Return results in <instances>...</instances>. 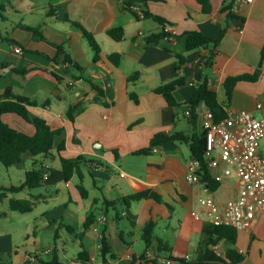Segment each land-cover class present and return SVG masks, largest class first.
<instances>
[{"label":"crops","instance_id":"crops-1","mask_svg":"<svg viewBox=\"0 0 264 264\" xmlns=\"http://www.w3.org/2000/svg\"><path fill=\"white\" fill-rule=\"evenodd\" d=\"M125 2L0 0V94L11 87L17 94L36 100L39 104L31 111L45 118L52 128H64L56 146L65 141L62 152L54 148L50 155L37 157L49 173L39 189L5 191V196L0 193V200L8 203L0 207V264H43L55 253L59 257L66 253V240L74 237L79 238L80 249L69 263L77 260L84 247L93 262L100 264L104 233L117 256L113 264H146L141 261L144 253L158 258L161 264H167V259L171 260L168 264H182L179 259H197L203 250L210 222L202 214L200 199L212 195L224 203L238 196L236 178L223 175V159L211 170L221 180L213 191L202 182L187 180V164L192 158L187 143H151L158 133L198 137L203 132L201 121L210 107L195 97V88L205 78L228 113L248 110L255 116L264 114V109L258 108L259 103L264 105V61L260 79L238 82L227 105L224 88L227 77L253 73L259 67L264 48V0H210L209 12L198 0L141 2L142 9L161 16L176 30L175 39L167 36L155 43H147L146 38L164 26L151 17L138 18ZM226 4H231L235 17H228V10L222 11ZM67 17L95 35L101 46L100 58L95 59L89 42ZM25 26L37 28L45 39ZM119 26L125 30L122 40L108 34L109 29ZM223 28L226 32L212 65L204 64L209 49L187 50L188 31L199 30L215 38ZM114 52L122 55L119 65L108 59ZM66 53L82 70L64 64ZM179 55L186 56L183 62ZM53 72L61 74L63 80L58 81ZM137 72L140 74L134 76ZM178 78L185 82L174 91L176 104H169L155 89ZM79 102H83V109L73 121L67 111ZM3 118L13 127L34 132L33 126L17 114ZM149 147L148 152L138 153ZM61 156L84 157L68 180ZM34 162L30 152L24 153L20 164L5 168L14 167L17 183L3 181L0 186L23 183ZM80 184L88 190L86 197ZM145 190L159 194L161 199L126 203V196ZM11 198L31 199L33 209L12 210ZM102 215L107 216V222L97 223L100 228L95 232L93 224ZM39 216L42 223L37 225ZM91 216L93 222L86 228L85 221ZM151 221L155 233L147 246L143 231ZM213 239L221 248L219 256L225 258L230 248L243 256L240 262L228 260V264H264V212L251 229L238 230L236 243L217 235ZM214 244L209 246L211 250ZM30 255L37 257L31 260Z\"/></svg>","mask_w":264,"mask_h":264},{"label":"trees","instance_id":"trees-1","mask_svg":"<svg viewBox=\"0 0 264 264\" xmlns=\"http://www.w3.org/2000/svg\"><path fill=\"white\" fill-rule=\"evenodd\" d=\"M152 0H126V8L129 9L133 14L138 18L142 17H151L156 21L160 22L164 28L158 33H153L146 38L147 43H155L163 37L170 35V32L166 30V26L169 24L164 18L159 15H155L148 10L142 9L140 5L141 2H149ZM201 3L203 10L209 12L211 10L210 0H198ZM140 6L141 12L136 10L134 7ZM228 10V17H235V14L232 11L231 4H226L222 11ZM79 31L82 32L85 39L89 42L91 48L94 51L95 59L100 58L101 46L95 35L83 26L79 21L72 20L67 17ZM26 29L32 31L34 35L38 38L45 39L43 34L35 27L25 26ZM226 32V28L221 30V33L218 37H210L204 34L199 30H190L186 33V47L189 52H195L200 49H209L210 54L206 56L205 65L210 66L214 62V57L216 55V47L220 43L223 35ZM108 34L116 40H122L125 37V30L122 26L114 27L108 30ZM0 30V36H1ZM59 50H62V46H57ZM122 55L119 52H114L108 55V59L115 65H119ZM180 62L186 58L184 55L178 56ZM264 61V48L261 53V60L259 67L253 73H244L239 75H232L226 78L224 81V88L226 94V105L232 99L233 91L238 82L247 80V81H257L261 77V68ZM64 64L74 66L77 70H82V67L78 62L71 59L69 54H65ZM25 72L26 70H20ZM137 72L134 76L139 75ZM53 75L57 78L58 81L63 80V76L57 72H53ZM185 80L183 78H178L172 82H169L165 85H162L155 89L156 92L161 93L165 96L169 104H176V98L174 96L175 89L183 84ZM102 92V91H100ZM134 100L137 102L138 98L132 95ZM195 97L202 98L206 101L207 105L210 107V110L214 114L215 120H219L228 115V112L225 110L224 106L219 102L218 93L209 86V81L205 78L201 83H199L195 88ZM97 99V98H95ZM39 103L31 99L30 97L17 94L14 92L13 88L8 87L3 93L0 94V161L6 167H11L17 164H20L23 161V154L30 152L34 158V167L26 172V179L20 185H12L9 187H1V196H5V191L7 192H19L25 188L33 189L42 186L45 178V168L41 162L36 161L37 157L48 156L52 153L54 148L60 153L65 149V141H62L59 145L56 146L55 142L57 136L61 135L64 131V128H52L47 120L37 114H34L31 111V107L38 105ZM83 109V102H79L71 105L68 108L67 116L71 120H75V116L78 112ZM14 113L19 115L23 120L28 124L33 126L34 132L28 133L23 130H20L16 127L11 126L7 123L3 116L5 114ZM168 140H180L187 143L190 146L192 157L200 159L202 165L199 169L200 182H202L206 188L210 190H216L221 184V180L213 176L211 169L207 164L205 158V149H206V135L202 132L198 137H193L186 135L184 133L178 132L174 134L169 133H158L153 139L151 145H160L161 143ZM150 150L149 148H144L138 151V153H146ZM83 156H79L73 159H66L61 156V161L63 169L66 173V179L68 180L71 175L75 172L76 168L79 167V164L83 160ZM38 165V166H37ZM79 188L83 196L88 195V190L82 185H79ZM143 198H155L160 200L161 196L151 190H145L142 192H137L126 196L124 199L127 204H130L134 200H140ZM34 202L31 199H22V198H11L10 207L12 210L20 212H29L33 209ZM93 216L89 217L85 221V227L89 228L91 225ZM210 227L211 229H208ZM238 230L232 226L228 225H218L210 222L207 224V229L205 232V239L203 241V250L200 256L197 259H179L182 264H206L208 262H216L218 264H228V260L233 261L234 263L240 262L243 258L241 254H238L237 251L233 248H230L227 251L226 257L217 255L213 250L210 249V245L214 244L216 239H213V235H217L218 238H228L232 243H236ZM155 233V223L153 221L149 222L143 231V239L145 240L147 246L151 244L154 238ZM101 248L100 253L102 257V262L100 264H113L112 261L117 259V256L112 252L111 245L109 240L104 233L101 237ZM216 244V243H215ZM214 244V245H215ZM78 264H93L90 253L83 247L78 255ZM141 261L146 264H161L158 258H150L146 253L142 254ZM43 264H70L63 262L57 253L54 254L52 259L44 261Z\"/></svg>","mask_w":264,"mask_h":264},{"label":"built area","instance_id":"built-area-1","mask_svg":"<svg viewBox=\"0 0 264 264\" xmlns=\"http://www.w3.org/2000/svg\"><path fill=\"white\" fill-rule=\"evenodd\" d=\"M134 8L141 12L140 6ZM166 30L170 32L169 37L175 39L176 30L170 26H166ZM17 50L21 51V48L17 47ZM258 108L264 109V105L259 103ZM201 128L206 135L205 158L209 168L212 170L219 167L223 159V175L234 176L238 182V196L224 203L212 195L202 197V214L209 222L218 225L232 226L237 230L251 229L259 214L264 212V114L257 117L248 110H231L226 117L215 120L213 112L208 110L201 121ZM201 165L198 158L192 157L189 160L188 181L200 182ZM48 177L47 172L44 178ZM105 222L107 216H100L93 224L94 231L99 232L100 226L97 223ZM213 250L217 255H222L220 246L214 245ZM36 257L29 256L31 260ZM170 262V259L166 260L167 264ZM70 264H78V260Z\"/></svg>","mask_w":264,"mask_h":264},{"label":"rangeland","instance_id":"rangeland-1","mask_svg":"<svg viewBox=\"0 0 264 264\" xmlns=\"http://www.w3.org/2000/svg\"><path fill=\"white\" fill-rule=\"evenodd\" d=\"M224 98V95H221V99ZM257 117H261V116H257ZM263 143H264V140H263ZM0 166L2 169H0V182H3L5 181V183H17V179L15 178V176H13V174H15L14 172V167L11 168V169H5L6 166L2 165V162L0 161ZM11 175V177L9 176ZM12 181V182H11ZM39 189V188H37ZM36 189V190H37ZM0 193H1V190H0ZM7 206L8 203L7 202H4V200H0V207H4V206ZM38 213L35 214V216L37 215ZM42 223V217L39 216L37 219H36V224L37 225H40ZM39 228L36 227V230H38ZM78 230V228H77ZM32 234V233H31ZM68 242V245L66 246V253H63L61 252L60 253V258L63 262L65 263H69L71 258L74 257L78 251V249H80V240L79 238H69L68 240H66ZM70 259V260H69Z\"/></svg>","mask_w":264,"mask_h":264},{"label":"water","instance_id":"water-1","mask_svg":"<svg viewBox=\"0 0 264 264\" xmlns=\"http://www.w3.org/2000/svg\"><path fill=\"white\" fill-rule=\"evenodd\" d=\"M200 177H202V176L200 175Z\"/></svg>","mask_w":264,"mask_h":264}]
</instances>
